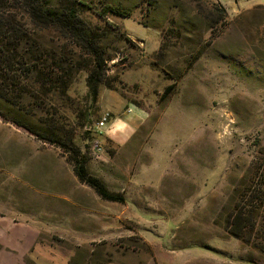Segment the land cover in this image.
Here are the masks:
<instances>
[{
	"label": "rangeland",
	"instance_id": "rangeland-1",
	"mask_svg": "<svg viewBox=\"0 0 264 264\" xmlns=\"http://www.w3.org/2000/svg\"><path fill=\"white\" fill-rule=\"evenodd\" d=\"M77 1L112 85L96 103L89 57L38 30L21 0H0L32 36L25 62L43 52L56 78L46 105L0 97V264H264V0ZM107 5L131 15H100ZM25 79L34 91L35 73ZM59 144L125 202L82 183ZM250 190L260 198L242 241L228 220Z\"/></svg>",
	"mask_w": 264,
	"mask_h": 264
},
{
	"label": "trees",
	"instance_id": "trees-1",
	"mask_svg": "<svg viewBox=\"0 0 264 264\" xmlns=\"http://www.w3.org/2000/svg\"><path fill=\"white\" fill-rule=\"evenodd\" d=\"M21 2L31 23L38 30L54 28L63 37L72 40L89 57V59L80 63V67L88 69V93L90 99L96 103L101 86L112 88V85L106 77L104 51L98 46L101 35L90 31L85 21L81 18L82 12L85 9L91 8L77 0H59L57 6H52L49 0H21ZM148 3L152 6L154 0H148ZM213 10L217 19H225L228 15L226 9L218 3L213 5ZM108 13H114L123 17L131 15L129 11L124 10L120 6L109 5L105 6L100 15L105 16ZM30 36L31 34L18 21L15 14L7 11L0 14V97L7 101L15 102L16 99L24 97L27 93H31L39 105H46L47 103L43 96L48 95L53 89L52 87H55L56 78L52 79L50 71H46L45 67H42L44 65L41 60L43 52L40 55L38 54L39 57L35 56L34 62L29 65L24 60L25 54H20V45L29 38L31 40L32 36ZM38 52L36 51V54ZM26 64L28 67L26 68L27 72L25 76H17L20 69H25L22 66ZM48 68L51 69L50 67ZM31 73H35V82L37 84V87H34V91H32L33 88H31L29 83L25 82V78L29 77ZM60 82L62 85H66L67 83L62 79H60ZM174 90V85L169 86L166 89V95H170ZM13 96L15 98H12ZM56 143H59V140L56 139ZM59 145L72 153L68 163L74 167V172L82 183L93 189L105 201L125 202L124 196L111 192L105 183L90 175L87 167L88 161L84 157H80V153L73 145ZM256 195V191H248V194L244 197L247 204L238 205L234 213L229 217V231L236 239L244 241L246 235H250L249 237L253 235L255 221L253 220L252 213L255 211L256 201L260 198Z\"/></svg>",
	"mask_w": 264,
	"mask_h": 264
},
{
	"label": "built area",
	"instance_id": "built-area-1",
	"mask_svg": "<svg viewBox=\"0 0 264 264\" xmlns=\"http://www.w3.org/2000/svg\"><path fill=\"white\" fill-rule=\"evenodd\" d=\"M131 112H132V110H129V113H131ZM110 117H111V115L109 113H106L101 118V120L97 123L96 129L98 131L105 130L108 127V125H109ZM94 149L98 153L101 152V147H100L99 143H95Z\"/></svg>",
	"mask_w": 264,
	"mask_h": 264
}]
</instances>
